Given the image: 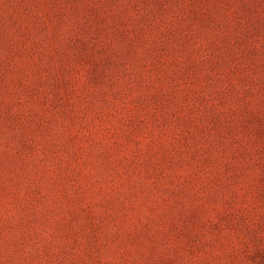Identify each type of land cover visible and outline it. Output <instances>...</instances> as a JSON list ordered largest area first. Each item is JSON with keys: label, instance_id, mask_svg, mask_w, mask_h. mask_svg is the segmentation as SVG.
Wrapping results in <instances>:
<instances>
[{"label": "rangeland", "instance_id": "374dc122", "mask_svg": "<svg viewBox=\"0 0 264 264\" xmlns=\"http://www.w3.org/2000/svg\"><path fill=\"white\" fill-rule=\"evenodd\" d=\"M0 264H264V0H0Z\"/></svg>", "mask_w": 264, "mask_h": 264}]
</instances>
